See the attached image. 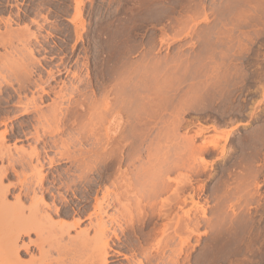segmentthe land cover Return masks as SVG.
Returning a JSON list of instances; mask_svg holds the SVG:
<instances>
[{"label": "rangeland", "instance_id": "obj_1", "mask_svg": "<svg viewBox=\"0 0 264 264\" xmlns=\"http://www.w3.org/2000/svg\"><path fill=\"white\" fill-rule=\"evenodd\" d=\"M126 78L128 83L135 81L130 86L134 85L136 91L130 88L128 93L134 91L132 96L138 94L141 99L137 97L139 101L132 102L137 103L134 104L137 108L131 105L130 109L136 110L127 114L132 118L124 112L117 114L127 120L122 119L124 125L121 123L122 127L119 125L112 132L114 138L107 143L106 155L99 159L96 151L102 140L107 141L101 138V134L105 137L107 125L101 120V124L97 122L98 106L94 104L99 103L102 93L113 86L115 79L118 84ZM137 81L141 91L135 87ZM128 83L125 80L126 87H122H130ZM0 84V111H5L1 116H12L9 124L21 122L28 133L27 136L20 133L8 143L27 149L35 146L43 151L42 171L48 176L45 185L55 193L57 202L62 203L61 194L65 195L82 212L78 228L89 231L90 241L79 251L74 249L68 235L63 237V243L66 242L62 244L54 234L47 233L52 239L46 237L45 244L53 258L67 259V264H91L98 241L93 228L97 218L90 217L96 197L107 186L114 188L115 183L118 191L119 182L123 185L128 182L133 191L122 200L124 206L116 202L108 208L116 218L109 226L119 237H111V241L122 254L110 256L107 264H264V0H0ZM11 84L21 88L22 107L13 105L17 97L10 104L7 102L14 93ZM44 86L47 90L52 88V94L40 99ZM60 88L64 94L62 101L54 96V91ZM59 103L68 111L60 123L61 128L65 127L57 134L53 128L56 122L51 120L54 106ZM34 104L41 106L48 122L43 121L47 118L38 117ZM26 105L34 112L21 114ZM87 110L96 112L91 111L96 114L94 119ZM2 123L0 120V134L5 129ZM49 130L56 133L47 134ZM91 130L99 135L95 138ZM98 136H101L99 143ZM175 143L183 146L180 152L185 149L189 154L196 155L199 148L196 157L193 154L196 159L199 157L198 161L192 156L194 159L189 161L187 152H182L180 158H188V165L183 162L184 166ZM184 143L192 149H186ZM176 151L178 156H174L180 163L174 164ZM168 153L172 155L167 156ZM51 157L52 164L48 162ZM163 159L169 160H165L168 165ZM2 160L0 166L8 164L7 158ZM194 160L196 168L191 167L196 171H190L189 163ZM170 163L183 166L174 169ZM35 166L31 169L18 165L17 170L29 176L35 170L38 173ZM143 168L152 170L145 175L149 178L145 182V187L150 186L147 191L158 177L171 178L173 190L161 194L159 202L143 200L139 195L143 190L138 188V179L133 178H138ZM165 169L170 173L166 172L167 176ZM17 180L15 176L6 183ZM176 186H182L178 196L187 197L188 205L181 203L183 199L177 201ZM18 193L19 189H13L8 200L15 202L14 195ZM190 195H195L192 197L197 205H192ZM168 196L174 198L177 206L171 204V199L166 201ZM51 199L49 194L50 202ZM165 202L172 206L167 204L168 209ZM29 203L27 199L26 204ZM136 206H145L137 211L144 210L142 216L136 215ZM189 206L195 209L192 207L193 220L186 222L189 224L186 227L184 214ZM177 209L181 219L175 217L180 222L172 219ZM167 211L171 214L165 215ZM133 213L135 216L130 215ZM76 217L64 220L71 223ZM56 219L61 218L55 216ZM78 228L72 229L70 236L75 237ZM31 238L36 239L37 235L32 234ZM23 241L28 242V237ZM61 244L68 245L61 247ZM23 249L20 248L24 252L19 255L24 260H29L32 253L38 254L34 247L29 251Z\"/></svg>", "mask_w": 264, "mask_h": 264}, {"label": "bare ground", "instance_id": "obj_2", "mask_svg": "<svg viewBox=\"0 0 264 264\" xmlns=\"http://www.w3.org/2000/svg\"><path fill=\"white\" fill-rule=\"evenodd\" d=\"M24 65H26V64H24ZM27 66V65H26ZM25 68V67H24ZM28 68V67H27ZM29 69V68H28ZM32 69V68H31ZM29 71H30V69H29ZM139 71V70H138ZM8 72V71H7ZM31 72V71H30ZM29 72V73H30ZM51 72V71H50ZM31 74V73H30ZM124 74V73H123ZM17 75V74H16ZM144 75V74H143ZM123 76V75H122ZM138 76V75H137ZM145 76V75H144ZM10 77V76H9ZM28 77V76H27ZM26 77V79H28L29 80V78H27ZM120 77V76H119ZM128 77V76H127ZM8 78V77H7ZM131 78V77H130ZM130 78H128V79H130ZM147 78V77H146ZM40 79V78H39ZM120 79V78H119ZM118 79V80H119ZM145 79V78H144ZM32 80V79H31ZM43 80V79H42ZM126 80V83H128L127 81V78L125 79ZM125 80H123V79H121V81H124V83H125ZM147 80V79H146ZM21 81V80H20ZM23 81V80H22ZM116 81V79L114 80V84H113V86L110 88H108V87H106V90H108V91H106V93H102V96H101V98H100V96H99V98H100V100H99V98H97L99 101V103H96V104H94L95 106H98V115L96 116V114H94V113H91V111H93V110H90V111H88V112H90V117H92L93 118V116L95 115L96 117H98L99 118V120H98V118H96L97 120V122H99L100 120L102 121V124L104 123L105 125H107L106 126V130H107V132H106V130H105V128H103L105 131H103V133L105 132V137L103 136V134H101L100 133V131H102V130H100L98 133H100L101 134V136H98V138L99 137H101V138H104V139H107V141L106 142H104L103 140L101 141V138H97L98 139V143H99V141H101L102 143H101V147H100V149H97V147H96V149H97V155L96 156H98V158L99 159H103L104 158V156L106 155V148H107V143H108V141L110 140V138L111 137H113L114 138V133H112V132H114V130H115V128H118L119 127V125H121V123H123L122 122V119H125V120H127L126 119V117H128V113L130 112V111H132L131 113H133L134 111H133V109H135V108H132V110H130L131 109V105H133L134 106V104L135 103H133L132 104V102H138L139 100L138 99H141V98H139V96H138V94H137V92L135 93V94H137V96L135 95V97H136V100H134L135 99V97L134 96H132V94H134L133 92L134 91H132V94L130 95V93H128V92H130V88H131V90H132V88H134V85H132V84H134V82H132V86H130V83H128V85H127V87L128 86H130V87H128V88H125L126 86L124 85V83H122V84H119L120 82L118 81V84L115 82ZM139 81V80H138ZM137 81V83L135 84V87L137 86V85H139L140 83ZM145 81V80H144ZM145 82H147V81H145ZM11 83V82H10ZM25 83H26V81H25ZM74 83V82H73ZM113 83V82H112ZM117 85H116V84ZM139 83V84H138ZM1 85V84H0ZM12 86H13V94H11V95H9L8 96V100L7 99H4V101H6L7 100V102L9 103V102H11L13 99H15L16 97L18 98V100H15L16 101V103L15 104H13V105H19V106H21L22 105V103H23V100H22V96H24V95H21V93H22V91L20 90L21 88H20V86H19V88H18V86L17 87H14V85L13 84H11ZM22 85V84H21ZM23 85H24V83H23ZM22 85V86H23ZM28 85H31V84H28ZM64 86H65V84H63ZM78 85V84H77ZM118 85H120V87H118ZM9 86V85H8ZM34 86V85H33ZM43 86V85H42ZM67 86V85H66ZM71 86V85H70ZM122 86H125V87H122ZM140 86V85H139ZM145 86V85H144ZM147 86V85H146ZM25 87H27V85L25 86ZM60 87H62V85L60 86ZM68 87V86H67ZM23 88H24V86H23ZM77 88V87H76ZM108 88V89H107ZM140 88V87H139ZM138 88V86H137V89H139ZM146 88H148V86L146 87ZM10 89V88H9ZM35 89V88H34ZM38 89V88H37ZM39 89L41 90V88L39 87ZM69 89V88H68ZM101 89V88H100ZM135 89V88H134ZM133 89V90H134ZM24 90V89H23ZM51 90H52V88H51ZM51 90L49 89V90H47V89H45V86H44V88H42V91H41V93L43 92V94H40L41 96H38V97H40V99H45L44 97H46V96H49L50 97V95L52 94V92H51ZM62 89L60 88V91H59V89H58V91H54V96L55 97H59L60 99H61V101L64 99L63 97H64V94L62 93V91H61ZM140 90V89H139ZM6 91V90H5ZM26 91H28V90H26ZM36 91V90H35ZM67 91V90H66ZM100 91V90H99ZM135 91H136V89H135ZM141 91V90H140ZM4 92V91H3ZM6 92H8V91H6ZM104 92V91H103ZM143 92V91H142ZM2 93V88H1V86H0V94ZM74 93V92H73ZM140 94H142L141 92H139ZM86 94V93H85ZM70 95H72V94H70ZM69 95V96H70ZM93 95V94H92ZM101 95V94H100ZM37 96V95H36ZM87 97H88V95H86ZM85 96V97H86ZM90 96V95H89ZM94 96H95V94H94ZM98 96V95H97ZM131 96H132V98H134L133 100H131ZM1 97V96H0ZM83 97H84V95H83ZM82 97V98H83ZM137 97H138V99H137ZM140 97H142L141 95H140ZM58 98V99H59ZM92 98V97H91ZM90 98V99H91ZM2 99V98H1ZM32 99V98H31ZM59 99V100H60ZM94 99V98H93ZM35 99H33V101H34ZM96 100V99H95ZM143 100V99H142ZM29 101V100H28ZM31 101V100H30ZM58 101V100H57ZM65 101V100H64ZM85 101H88V100H86L85 99ZM85 101H82V102H84L85 103ZM93 101V100H92ZM141 101V100H140ZM3 102V101H2ZM55 102V101H54ZM59 102V101H58ZM58 102L56 103V104H58ZM0 103H1V101H0ZM4 103V102H3ZM7 103V104H8ZM25 103L26 102H24V105H25ZM28 103V102H27ZM31 103H32V101H31ZM35 103H37V102H35ZM54 103V104H55ZM81 103V102H80ZM142 103V102H141ZM10 104V103H9ZM8 104V105H9ZM33 104V103H32ZM39 104V103H38ZM36 105V104H34V108H35V110L37 111V113H39V118H41V117H44V115L45 114H43V112L44 111H42V109H41V106H39V105ZM88 104V103H87ZM98 104V105H97ZM135 105H137V103L135 104ZM5 106V105H4ZM53 106V105H52ZM86 106H88V105H86ZM90 106H92V104L90 105ZM94 106V107H95ZM22 107V106H21ZM54 107H56L55 109H54V111H53V113H52V119L53 120H51V122L52 121H54L55 120V122H56V126L54 125L53 126V128H54V130L57 132V134H58V132L60 133V131L61 130H63V128L65 127V126H63V128H61L62 126H61V122L64 120V118L66 117V113H67V109H66V106H65V110L63 109V107L60 105V103H59V105H55ZM83 107V106H82ZM134 107H136V106H134ZM3 108V107H2ZM18 108V107H17ZM76 108V107H75ZM137 108V107H136ZM1 109V108H0ZM32 109L33 108H31L30 106H28V105H26V106H24V108H23V112L21 113V114H29L30 112H34V111H32ZM95 109V108H94ZM140 109H142L141 107H140ZM15 110V109H14ZM17 110V109H16ZM70 110V109H69ZM136 110V109H135ZM6 111H8L7 109H6ZM19 111V110H18ZM71 111V110H70ZM69 111V112H70ZM79 111V110H78ZM83 111V110H82ZM5 111H0V116L4 113ZM13 112V111H12ZM51 112V111H50ZM93 112H95V111H93ZM124 112V114H125V116L126 117H120L119 115H117V114H121V113H123ZM9 113V112H8ZM45 113V112H44ZM71 113V112H70ZM82 113V112H81ZM96 113V112H95ZM136 113V112H135ZM75 114H77V113H75ZM74 114V115H75ZM91 114H93V115H91ZM123 114V115H124ZM15 115V114H14ZM32 115H34V114H32ZM37 115V114H36ZM78 115V114H77ZM107 115H109L108 117H106ZM138 115H140V114H138ZM10 116V115H9ZM9 116H1V123L2 124H5V129H4V131H2V133L0 134V158L1 159H5V158H7L8 159V164L5 166H0V264H67L66 263V260H63L62 258H58L57 256V258H53V257H55V256H53V254H51V250L49 249V248H47L46 247V244H45V242L47 243V241H46V237H47V239L50 237L51 238V236H48L49 234H47V233H51V234H54L56 237H57V239H59L57 242L59 243V242H61L62 244H65V242L63 243V237L65 236V235H68L69 237H70V241H72L71 243H73V245L72 246H74L73 248L76 250L77 249V251H79L80 249H82V247H83V245L85 246V244L86 243H88L87 241H90L88 238L90 237V236H88V234H89V231H88V229H82V230H80L78 227L80 226V224H81V220H82V217L80 216V213H82V212H80L79 211V209H77L76 208V206L70 201V200H68V198L65 196V195H62L61 194V199H62V203H60L59 202V200H58V202L56 201V195H55V193H53L52 192V189L49 187V186H46L45 184V182H46V180H47V178H48V176L46 175L47 173H43V163H42V159L41 158H43L42 157V153H43V151L41 152V150H39L37 147H35V146H33V147H31L30 149H27L26 147H17V145L14 147V146H12L11 144H9L8 143V141L9 140H11V139H13V137L14 136H18L20 133H23L25 136H27L28 135V133L23 129V124H21V122L18 124V125H16V123H14V124H9V120L11 119V117H9ZM48 116V115H47ZM68 116H70V115H68ZM68 116H67V118H68ZM72 116V115H71ZM78 116H80V115H78ZM83 116L84 117H86V113H85V115H84V113H83ZM94 116V117H95ZM131 116V115H130ZM133 116V115H132ZM84 117H82V118H84ZM87 117H89V116H87ZM137 117L138 116H136V119H137ZM35 118V117H34ZM45 119L47 118V117H44ZM70 118V117H69ZM91 118V119H92ZM108 118V119H107ZM128 118H132V117H128ZM43 119V118H42ZM41 119V120H42ZM49 119H50V116H49ZM74 119V118H73ZM88 119V118H87ZM90 119V118H89ZM94 119V118H93ZM20 120V119H19ZM40 120V119H39ZM48 120V118L46 119V120H43V121H47ZM84 120V119H83ZM85 120H86V118H85ZM22 121V120H21ZM70 121V120H69ZM71 121H72V119H71ZM91 121V120H90ZM90 121H88L90 124H92ZM93 121V120H92ZM95 121V120H94ZM100 121V122H101ZM132 121V120H131ZM37 122V121H36ZM39 122V121H38ZM48 122V121H47ZM65 122V121H64ZM99 122V124H101ZM125 122H127V121H125ZM129 122V121H128ZM42 124V123H41ZM25 125V124H24ZM37 125H38V123H37ZM84 125V124H83ZM86 125H87V123H86ZM123 125H124V123H123ZM90 126V125H89ZM89 126L87 127V126H84V127H86V128H89ZM30 127V126H29ZM102 127H104V126H102ZM121 127H122V125H121ZM35 128H37L36 126H35ZM90 128H91V126H90ZM38 129V128H37ZM81 129H82V127H81ZM81 129H79V130H81ZM92 129H94V128H92ZM121 129H124V127L123 128H121ZM87 130V129H86ZM45 131H46V129H45ZM50 131V130H49ZM48 131V132H49ZM83 131V130H82ZM89 131V130H88ZM92 131V130H91ZM90 131V132H91ZM119 131H121V130H119ZM1 132V131H0ZM36 132H38V131H36ZM55 132V133H56ZM84 132V131H83ZM122 132H123V130H122ZM125 132V131H124ZM123 132V133H124ZM39 133V132H38ZM46 133V132H45ZM52 133V134H51ZM53 131H50V133H47V134H50V135H53ZM54 133V134H55ZM79 133V132H78ZM77 133V134H78ZM30 134H32V133H30ZM44 134V133H43ZM88 134V133H87ZM92 134H94L95 135V138L97 137V135H99V134H97L96 135V133H93V131H92ZM93 135V136H94ZM116 135V134H115ZM120 135H122V134H120ZM21 136V135H20ZM38 136V139L40 138V135H36V137ZM54 136H56V135H54ZM53 136V137H54ZM77 136V135H76ZM75 136V137H76ZM81 136V135H80ZM84 136V135H83ZM82 136V137H83ZM90 136V135H89ZM36 137H35V139H36ZM85 137V136H84ZM120 137H122V136H120ZM112 138V139H113ZM21 139V138H20ZM37 139V140H38ZM80 139V138H79ZM94 139V138H93ZM42 140V139H41ZM113 141V140H112ZM44 142V141H43ZM15 143V142H14ZM14 143H13V145H14ZM57 143V142H56ZM110 143V142H109ZM184 144H186V143H184ZM183 144V145H184ZM97 145V144H96ZM109 145V144H108ZM175 145L177 146L178 144H176L175 143ZM191 145V144H190ZM100 146V145H99ZM176 146H173L172 145V147H175L174 149L176 150V149H178L179 150V152H180V148L181 147H183V146H177L178 148H176ZM30 147V146H29ZM171 147V145L169 146V148ZM185 147H186V149H188V148H190V147H188L187 148V144L185 145ZM194 147V146H193ZM197 147V146H196ZM200 147V146H199ZM202 147V146H201ZM46 148V147H45ZM160 148H162V147H160ZM65 149V148H64ZM91 149V148H90ZM158 149V148H157ZM182 149V148H181ZM190 149H192V147L190 148ZM190 149H189V151H190ZM202 149V148H201ZM44 150V149H43ZM68 150V149H67ZM92 150V149H91ZM185 150V149H184ZM182 151V152H187V151ZM194 150H195V148H194ZM63 151L64 150H62V154H63ZM93 151V150H92ZM111 151V150H110ZM171 151V150H170ZM193 151V150H192ZM197 151H199V148H198V150ZM197 151H196V155L198 154L197 153ZM202 151V150H201ZM200 151V152H201ZM44 152H45V150H44ZM81 153H82V151H80ZM151 152V151H150ZM168 152H169V149H168ZM172 152V151H171ZM177 152V151H176ZM182 152H180V153H182ZM61 153V152H60ZM59 153V154H60ZM80 153V154H81ZM95 153V152H94ZM93 153V155H95ZM180 153H179V155H180ZM195 153V152H194ZM193 152H192V154L190 155L189 154V152H187V154L190 156V157H188L189 158V161H190V158H191V160H193L195 157H196V155L194 154ZM65 154H66V152H65ZM69 154V153H68ZM79 154V155H80ZM85 154V153H84ZM165 154H167V153H165ZM169 155H167V156H170V154L171 153H168ZM175 154H178V152L177 153H174L173 154V156L175 155ZM184 153H182L181 154V156H179V158L181 157H183L182 155H183ZM186 154V153H185ZM186 154V155H187ZM193 154H194V156H193ZM45 155V154H44ZM49 155V154H48ZM79 155H77V156H79ZM90 155V154H89ZM172 155V154H171ZM60 156H61V154H60ZM67 157H68V155H66ZM87 156V155H86ZM85 156V157H86ZM96 156H95V158H96ZM141 156V155H140ZM140 156H137V158L139 157L140 158ZM175 156H178V155H175ZM175 156H174V159H175ZM194 157V158H192V157ZM63 157V156H62ZM90 157V156H89ZM94 157V156H93ZM150 157H151V155H150ZM172 157V156H171ZM171 157H168L169 159H171ZM179 158L177 159V157H176V159L174 160V159H171L172 161L174 160L175 162H174V164L177 162V163H180V161L181 160H187L186 158H185V156H184V158L183 159H181L180 158V161H179ZM50 160H48V162H51L50 164H52V163H54V159L51 157V158H49ZM69 159H71V158H69ZM81 159V162H82V158H80ZM84 159H85V164H86V158H83V161H84ZM90 159V158H89ZM196 159V158H195ZM198 159H199V157L196 159L197 161H198ZM2 160V161H3ZM45 160V159H44ZM74 160H75V157H74ZM78 161H80L79 159H77ZM88 160V159H87ZM130 160H131V158H130ZM164 160V162L163 163H165L166 165H168V163H167V161L165 162V160H168V159H163ZM182 161L181 163H183V162H185L186 164L188 163V160L187 161ZM36 161V162H35ZM97 161V160H96ZM179 161V162H178ZM197 161H196V163H197ZM90 162H91V160H90ZM144 162V161H143ZM142 162V163H143ZM168 162H169V160H168ZM199 162H200V160H199ZM36 163V164H35ZM89 163V162H88ZM194 163V164H193ZM146 164H147V162H146ZM173 164V165H174ZM184 164V163H183ZM183 164L182 165H180V166H178L177 164V166H173L171 163H170V168L171 167H174V169L177 167V169H179V168H181V166H183ZM186 164H184V166L186 165ZM190 165V169L192 168L191 166H195V160L192 162V163H189ZM201 164H202V162H201ZM18 165H21L23 168H30V166H31V169L35 166V168L37 167V168H39V170H38V173L36 174V172H37V170H35L36 172H34V174L33 173H31L32 175H29L28 176V174L26 175V173L24 174L23 172H20L19 170H17V166ZM165 165V167H168V166H166ZM172 165V166H171ZM188 165V164H187ZM76 166V165H75ZM141 166H142V164H141ZM193 166V167H194ZM202 166H204V162H203V164H202ZM143 167H145L144 166V164H143ZM199 167H200V165H199ZM19 168V167H18ZM36 168V169H37ZM41 168V169H40ZM162 168V167H161ZM195 168H196V166H195ZM195 168H192L190 171H192V170H194ZM197 168H198V163H197ZM173 169V168H172ZM171 169V172L173 171ZM200 169V168H199ZM198 169V170H199ZM202 169H203V167H202ZM142 170V172H141V174L138 176V178H136V179H134L133 178V180H137L138 181V183H137V185H139V187L138 188H142V190H143V193L141 194H139V195H141V199H143V200H146V201H152V203H155V202H157L158 201V199H159V197L161 196V194H164V192L165 191H169L168 189H170L173 185H172V183H171V178H169V177H165L164 175L163 176H160L161 175V173L160 172H163V171H161V169H159L160 170V172H158V171H156L157 173H159L158 175L160 176V177H158L157 178V180L155 181V183H154V180L152 181L153 183H151V184H153V186L150 188L151 190H149L148 189V191H147V188H149V187H145V182L147 181V179H149L148 177L147 178H145L146 176L145 175H147V173H148V171H151L152 172V170H147V169H145V170H147V171H145L144 170V168L143 169H141ZM188 170H189V167H188ZM33 171V170H32ZM102 171V170H101ZM194 171H196V170H194ZM105 172V171H104ZM147 172V173H146ZM150 172V173H151ZM154 172V171H153ZM155 172V173H156ZM166 172L167 173H169V170L167 169H165V175H166ZM198 172V171H197ZM99 173V172H98ZM118 173V172H117ZM146 173V174H145ZM121 174V173H120ZM123 174V173H122ZM124 174H127V173H124ZM170 174V173H169ZM81 175V174H80ZM115 175V174H114ZM148 175H150V174H148ZM154 174H152V176H153ZM15 176L16 177H18V182H12V183H6V181L7 180H9L10 178H12V177H14L15 178ZM117 176V175H116ZM134 176V175H133ZM167 176V175H166ZM169 176V175H168ZM79 177H83V176H79ZM118 177V176H117ZM150 177V176H149ZM125 178H127V177H125ZM73 179V178H72ZM84 179H85V177H84ZM118 179V178H117ZM122 179V178H121ZM128 179H130V178H128ZM175 179V178H174ZM191 179V178H190ZM190 179H189V181H190ZM187 180V179H186ZM75 181V180H74ZM80 181H82V180H80ZM123 181V180H122ZM125 181V180H124ZM149 181V180H148ZM173 181V180H172ZM177 181H179V180H177ZM176 181V183H177V185H178V182ZM115 182H117V181H115ZM132 182V181H131ZM175 182V181H174ZM173 182V183H174ZM188 182V181H187ZM95 183V182H94ZM128 183V182H127ZM120 184V182H119V185H120V191L118 190L117 191V189L115 188V187H117L118 185H116V186H114L115 185V183L114 184H112L113 185V187L114 188H112V187H109V186H107V187H105L104 188V190H102L103 192H102V195L99 197V196H97L96 197V201H95V203L93 204L94 205V212L90 215V217H92V216H95L96 218H97V223L94 225L95 227H93V228H95V230H96V236H97V239H98V241H97V246H96V252H95V256H94V260H92V262H90L91 264H107V260L109 259V257L110 256H112V255H114V256H118V255H121L122 253L119 251V250H115V247H114V244L112 243V241H111V237L113 238L114 236H116L117 237V232H116V230L115 229H111V227L109 226V223L110 222H113L116 218H115V215L114 214H111V213H109V211H108V208L109 207H111L112 208V205L114 204V203H120L121 202V206L123 207L124 205H122V200H124V198L126 199V198H128L129 197V195H130V193L133 191V189H129L128 187H129V185L128 184H130V183H128V184ZM149 183V182H148ZM117 184V183H116ZM133 184V183H132ZM186 185H187V183H185ZM176 185V184H175ZM179 185H181L180 184V182H179ZM178 185V186H179ZM73 186V185H72ZM106 186V185H105ZM110 186H111V184H110ZM131 186V185H130ZM133 186V185H132ZM131 186V187H132ZM178 186H176L177 188H175V191H176V195H177V197L179 198V194L181 193V191L183 190L181 187H178ZM175 187V186H174ZM67 188V187H66ZM118 188V187H117ZM136 188V187H135ZM134 188V189H135ZM144 188H146L145 190H144ZM179 188H181V189H179ZM193 188V187H192ZM13 189L14 190H16V189H19V193L18 194H16V195H14L15 196V202H14V200L12 201V202H10L9 200H8V197H9V195L11 196V194H12V192H13ZM172 189V188H171ZM186 189V188H185ZM184 189V190H185ZM173 190V189H172ZM179 190H180V192H179ZM189 189H187V191H188ZM136 191H137V188H136ZM135 191V192H136ZM144 191H146V192H144ZM150 191V193H148ZM186 191V190H185ZM186 191V192H187ZM189 191H191V190H189ZM188 191V192H189ZM18 192V191H17ZM134 192V193H135ZM139 192V191H138ZM172 195H173V197L176 199L177 197L173 194V192L171 191L170 192ZM169 193V194H170ZM191 193H193V191L191 192ZM49 194L51 195V197H52V202H50L48 199H49ZM60 194V193H59ZM137 193H135V195H136ZM168 194V195H169ZM189 194V193H188ZM98 195V194H97ZM132 195H134V194H132ZM132 195H131V198H132ZM172 195H170V196H172ZM181 195H183V194H181ZM187 195V194H186ZM59 196V195H58ZM138 196V195H137ZM163 196V195H162ZM170 196H168V197H170ZM193 195H190L189 197L191 198V201L193 202H191L192 203V205H194L195 206V204L197 205V203L194 201V199H193V197L195 196H193ZM136 196H134V198H135ZM139 197V196H138ZM138 197H136V198H138ZM168 197H166L167 199H169V200H166V201H170V199H171V201H172V198L173 197H170V198H168ZM182 197V196H181ZM135 198V200H137ZM140 198V197H139ZM173 198V199H174ZM177 198V199H178ZM30 200V203L29 204H26V200ZM78 199V198H77ZM133 199V198H132ZM161 199V198H160ZM164 199V198H163ZM176 199V200H177ZM180 199H183V202H181V203H185L186 201H187V197H183V198H179L177 201H179L180 202ZM137 201H140L139 199L137 200ZM137 201H136V203H137ZM164 202V200H161V202ZM170 201V202H171ZM188 201H189V199H188ZM29 202V201H28ZM125 202V201H124ZM128 202V201H127ZM159 202V201H158ZM160 202V203H161ZM173 202H174V204H175V206H177V202L175 203V200H173L172 202H171V204H173ZM190 202V201H189ZM189 202H186V204H184V206H186V205H188V203ZM140 203H142L141 201H140ZM157 204V203H156ZM164 204V203H163ZM163 204L161 205V207L163 206ZM169 206H172V205H170V203L168 202L167 203ZM166 204V202H165V206L167 205ZM126 205H128V204H126ZM151 205V204H150ZM154 205V204H153ZM152 205V206H153ZM183 205V204H182ZM190 205V204H189ZM156 206V205H155ZM165 206H163L164 207V209H166L165 208ZM168 206V207H169ZM174 206V205H173ZM115 208L117 207V206H114ZM137 208H138V210H136V212L137 211H140V208H142V207H144V208H142V209H145V206H142V207H140V206H136ZM167 207V206H166ZM167 207V208H168ZM180 207H182L181 205H180ZM193 207V206H192ZM192 207L190 208V206H189V210L187 209V210H185V209H182V208H179V209H182L183 211L185 210V216L184 217H186V218H184V220L186 219V221H185V224H186V222L187 223H189L190 222V220L192 219L191 218V209H192ZM199 208L200 209V206H196V208ZM126 208V207H125ZM170 208V207H169ZM168 208V209H169ZM174 207H172V209H173ZM184 208H186V207H184ZM194 208V207H193ZM84 209V208H83ZM120 209V208H119ZM118 208H117V213H118V210H119ZM141 209V210H142ZM167 209V210H168ZM171 209V210H172ZM179 209H177L176 211H174L175 213V215L173 214V218L172 219H174L175 221H176V217L175 216H178L179 215ZM195 209V208H194ZM193 209V210H194ZM116 210V209H115ZM125 210V209H124ZM127 210V209H126ZM197 210V209H196ZM196 210L194 211V213L196 212ZM144 210H142V212H143ZM162 211V210H161ZM122 212V211H121ZM126 212V211H125ZM132 212H133V210H132ZM142 212H137L138 214H136V215H139V216H142L141 214H142ZM158 212H160V210L158 211ZM170 212V211H169ZM168 211L167 212H165L164 214L165 215H167L168 213H169ZM198 212V211H197ZM113 213V212H112ZM128 213H130V211H128ZM162 214H163V211L161 212ZM182 213V218H183V212H181ZM199 213V212H198ZM205 213V212H204ZM135 213H133V214H130V215H133V216H135L134 215ZM169 214H171V213H169ZM168 214V215H169ZM118 215V214H117ZM121 215H122V213H121ZM55 216H58V217H60L61 219L60 220H58V219H56L57 221H55L54 220V218H55ZM71 216H78V217H76V219L74 220V219H72L71 221V223L70 222H68V221H65L64 220V218H66V217H71ZM89 216V215H88ZM123 216V215H122ZM124 216H125V214H124ZM132 216V217H133ZM139 216H138V218H139ZM194 216V215H193ZM196 216H198V215H196ZM89 217V218H90ZM105 217H106V220H105ZM118 217V216H117ZM169 217V216H168ZM179 217V219H181L180 217H181V214H180V216H178ZM194 218V217H193ZM167 219V218H166ZM178 219V218H177ZM91 220V219H90ZM119 220V219H118ZM127 220V219H126ZM169 220V219H168ZM171 220V219H170ZM193 220V219H192ZM191 220V221H192ZM181 221V220H180ZM179 220L178 221H176V222H180ZM68 222V223H67ZM92 223H93V221H91ZM171 222V221H170ZM194 222V221H193ZM193 224V223H192ZM187 225L189 226V224H186V227H187ZM76 228H78L79 230L77 231V233L75 234V237H73L74 235H72V236H70V234H71V230L72 229H76ZM189 229V228H188ZM32 234H36L37 235V238L36 239H32L31 238V236H32ZM47 235V236H46ZM52 236L53 238H55V236ZM113 235V236H112ZM28 237V239H29V241L26 243L25 241H23V238L24 237ZM49 238V239H50ZM118 239H119V237H117ZM48 239V240H49ZM52 239V238H51ZM56 239V238H55ZM54 239V240H55ZM56 239V240H57ZM69 239V238H68ZM96 239V240H97ZM51 242V241H50ZM49 242V245L51 244ZM56 242V241H55ZM54 242V243H55ZM56 242V243H57ZM69 242V241H68ZM71 243H70V245H71ZM118 243V242H117ZM33 245V246H31V247H29V245ZM61 244V247L62 246H64V245H62ZM69 244V243H68ZM67 244V245H68ZM48 245V246H49ZM57 245V244H56ZM67 245H65V246H67ZM69 245V246H70ZM64 246V247H65ZM68 246V247H69ZM71 246V247H72ZM87 246H88V244H87ZM23 248L24 247V249H25V251H29L31 248L33 249V247L35 248V249H37L38 250V254L36 255V254H31L30 255V259L29 260H24V259H22L21 257H20V253L21 252H24V251H21L20 250V248ZM51 248V247H50ZM60 248V247H59ZM67 248V247H66ZM23 249V250H24ZM60 251V250H59ZM64 253H67V252H64ZM75 253H76V251H75ZM30 254V253H29ZM78 254V253H77ZM86 254V253H85ZM65 255H67V254H65ZM74 255V254H73ZM76 255V254H75ZM82 255V254H81ZM22 256V255H21ZM86 256H88V255H86ZM62 257V256H61ZM72 257V256H71ZM75 257V256H74ZM72 258V259H75V258ZM79 258V257H78ZM72 259H70V260H72ZM85 259H86V257H85ZM90 258H88L87 260H89ZM80 260V259H79ZM75 260H72V262H74ZM83 261H84V259H83ZM87 262V261H86ZM89 262V261H88ZM72 264H74V263H72ZM78 264V263H77Z\"/></svg>", "mask_w": 264, "mask_h": 264}]
</instances>
